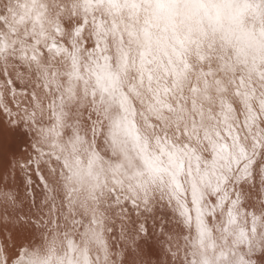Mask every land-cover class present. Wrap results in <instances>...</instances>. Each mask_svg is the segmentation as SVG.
<instances>
[{"label":"snow or ice","instance_id":"1","mask_svg":"<svg viewBox=\"0 0 264 264\" xmlns=\"http://www.w3.org/2000/svg\"><path fill=\"white\" fill-rule=\"evenodd\" d=\"M0 264H264V0H0Z\"/></svg>","mask_w":264,"mask_h":264}]
</instances>
